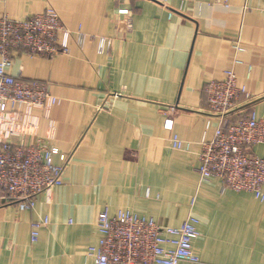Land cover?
I'll use <instances>...</instances> for the list:
<instances>
[{"label":"crops","instance_id":"obj_1","mask_svg":"<svg viewBox=\"0 0 264 264\" xmlns=\"http://www.w3.org/2000/svg\"><path fill=\"white\" fill-rule=\"evenodd\" d=\"M49 7L90 37L52 58L14 52L8 71L58 98L26 109L33 126L24 139L57 147L68 162L62 184L31 210L0 192V264H95L87 250L98 244L103 209L173 227L195 216L199 262L180 264H264V201L197 172L200 141L216 125L205 131L207 82L234 69L253 95L246 107L264 120V0H0V18ZM98 37L110 39L106 53ZM168 116L189 152L170 147ZM252 151L264 158V143ZM44 218L31 242V223Z\"/></svg>","mask_w":264,"mask_h":264},{"label":"built area","instance_id":"obj_2","mask_svg":"<svg viewBox=\"0 0 264 264\" xmlns=\"http://www.w3.org/2000/svg\"><path fill=\"white\" fill-rule=\"evenodd\" d=\"M89 37L80 26L76 29L65 26L51 7L25 19L0 18V124L4 126L0 132V192L20 210L33 209L40 194L62 184L68 156L40 139H24L33 126L26 109L47 101L56 104L59 100L49 93L46 84L25 81L9 73L13 53L22 51L31 57L52 58L69 54L71 41L82 47ZM110 48L109 38H97L99 54ZM233 48L244 51L238 43ZM238 63L236 59L235 64ZM205 92V131L213 122L216 125L212 137L200 141L197 166L200 180L217 178L222 191L248 192L263 202L264 158L252 149L264 143V120L245 105L253 95L244 84L238 83L232 68L225 70L222 79L207 82ZM16 123L17 134L12 128ZM164 128L171 132L172 149L190 151L192 143L173 132L170 116L165 118ZM14 135L21 139L11 141L9 138ZM47 222L44 218L31 223V242L37 241L40 228ZM198 223L192 214L180 226L173 227L128 209L113 215L103 209L97 221L98 244L90 246L87 255L95 264L197 263L193 242L199 236Z\"/></svg>","mask_w":264,"mask_h":264}]
</instances>
